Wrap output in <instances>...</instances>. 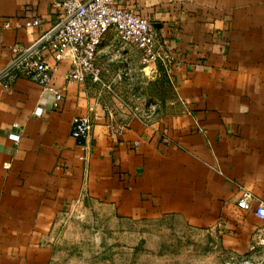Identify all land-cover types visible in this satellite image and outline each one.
<instances>
[{
	"label": "crops",
	"instance_id": "obj_1",
	"mask_svg": "<svg viewBox=\"0 0 264 264\" xmlns=\"http://www.w3.org/2000/svg\"><path fill=\"white\" fill-rule=\"evenodd\" d=\"M54 1L0 0V17L41 20L0 29V69L11 45L52 26ZM114 1L147 18L177 60L172 81L154 77L172 85L175 109L129 116L116 85L112 94L67 79L69 55L52 75L57 105L27 78L0 85V264H61L85 247L111 254L150 225L185 227L215 251L264 262V218L253 202L236 205L242 188L264 203V0ZM111 36L98 62L115 82ZM80 114L94 122L78 143L70 129ZM120 120L128 126L115 136L106 123Z\"/></svg>",
	"mask_w": 264,
	"mask_h": 264
},
{
	"label": "built area",
	"instance_id": "obj_2",
	"mask_svg": "<svg viewBox=\"0 0 264 264\" xmlns=\"http://www.w3.org/2000/svg\"><path fill=\"white\" fill-rule=\"evenodd\" d=\"M53 7L57 18L51 27L27 45L10 46V58L0 69V85L3 88L8 89L13 81L24 77L39 84L43 91L51 92L53 104L57 105L62 95L51 84L52 75L58 62L69 55V81H90L114 94L111 83L103 80V68L98 62L99 48L111 34L119 43L137 53L138 64L145 75L155 77L161 73L172 81L178 62L160 41L155 26L147 18L133 14L114 0H55ZM40 21L36 16L28 19L0 17V29L31 28L39 25ZM120 105L129 111V116L138 115V110L130 104L121 101ZM103 109L112 118L108 108ZM142 117L148 119L149 114L144 113ZM93 122L89 115H75L71 120V136L81 143L91 131ZM19 126L16 122L11 124L12 128ZM127 126L126 120L106 123L107 129L115 136H122ZM19 139L20 135L12 138L13 153L18 152ZM4 167L8 168L9 164L5 163ZM252 202L254 214L264 218V203L242 188L236 200L237 207L249 210Z\"/></svg>",
	"mask_w": 264,
	"mask_h": 264
},
{
	"label": "rangeland",
	"instance_id": "obj_3",
	"mask_svg": "<svg viewBox=\"0 0 264 264\" xmlns=\"http://www.w3.org/2000/svg\"><path fill=\"white\" fill-rule=\"evenodd\" d=\"M114 45L112 59L119 103L126 102L139 110L141 114L171 113L175 109L174 89L170 82L161 77H149L138 64L137 53L111 36ZM112 56L108 57L111 58ZM113 88V86H112ZM137 226L131 241L127 244L117 242L114 252L89 257L88 247L72 252L61 259V264H264L263 260L252 257H230L216 248L211 249L200 233L190 232L185 227L173 225ZM149 233L151 235H148ZM218 251V253H217ZM85 252V256L84 253ZM263 254V253H260Z\"/></svg>",
	"mask_w": 264,
	"mask_h": 264
}]
</instances>
